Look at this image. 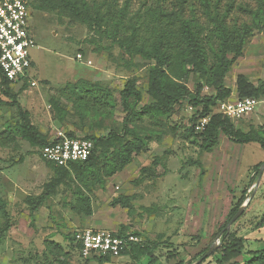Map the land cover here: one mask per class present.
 Here are the masks:
<instances>
[{"label":"rangeland","instance_id":"rangeland-1","mask_svg":"<svg viewBox=\"0 0 264 264\" xmlns=\"http://www.w3.org/2000/svg\"><path fill=\"white\" fill-rule=\"evenodd\" d=\"M33 1L34 5L42 2ZM72 1L80 9H86L90 21L84 20L83 14H74L63 0H48L45 9L30 4L31 31L36 39V46L31 49L33 65L27 76L9 85L32 124L50 139L60 130L97 137L111 131L122 132L127 113L122 108L120 91L131 78L136 80V87L142 93L136 107L140 109L152 101L148 94L149 73L156 62L136 52L130 54L127 48L129 43L135 48L146 44L150 31L144 30V23L150 20L151 11L161 14L164 10L166 21L175 27L180 23L176 13L209 24L208 11L213 15L226 14L227 24L240 26L252 22L253 11L261 2ZM207 33L209 30L204 31ZM243 53L225 78V84L233 90L229 97L232 100L237 98L238 74H246L255 84L264 81V29L254 30ZM184 82L193 93L198 83H205L194 72ZM86 83L110 90L115 105L111 114L96 109L81 113L77 109L75 97L71 95L73 86ZM203 86L202 95H216L213 86ZM3 89L0 76V198L6 205L5 212L0 210V264H47L48 261L60 264L54 253L61 250L54 246L51 252L49 241L70 253L69 264H97L96 260L83 258L75 249L70 239L72 234L84 228L117 232L123 225L129 232H139L144 244L154 246L158 259L134 260L129 255H120L113 257L109 264H178L179 261L195 264L212 245L218 244L217 250L221 247L231 209L244 188L249 187L247 201L256 187L259 175L254 167L264 161L260 144L235 143L237 148H233L230 137L222 135L212 151H205L199 133L190 132L195 121L192 118L202 108L184 98L175 104L171 114L143 115L128 124L150 137V150L110 177L105 189L92 190L93 215L77 213L71 208L76 201L73 191L77 184L69 178L67 182L54 184L53 166L43 159L37 145L21 135L22 119ZM220 102L212 106L210 117L217 114L226 117ZM263 116L264 98L259 99L252 113L230 120L236 128L248 131L258 127L260 124L255 122ZM236 150L241 151L239 178L238 160L233 157ZM155 157H161L164 166L153 168L162 175L136 185L133 181L140 169L151 164ZM120 195L133 196L132 208L112 204ZM263 211L264 173L255 195L231 226L245 236L243 255L232 262L249 258L250 250L264 247L257 239L253 241L257 234L251 230ZM260 234L264 238V230ZM217 250L202 264H221V252ZM173 252L175 258L168 259L167 255Z\"/></svg>","mask_w":264,"mask_h":264},{"label":"trees","instance_id":"trees-1","mask_svg":"<svg viewBox=\"0 0 264 264\" xmlns=\"http://www.w3.org/2000/svg\"><path fill=\"white\" fill-rule=\"evenodd\" d=\"M42 2L34 5V1L30 0V4L39 9L47 8L48 0H42ZM63 4L74 14H83L84 20H91L86 9H80L76 1L63 0ZM162 11L161 14L151 11L149 13L150 20H146L144 23L146 28L144 30L150 31L149 37L145 39L147 45L144 43L142 47L135 48L131 46V43L127 44L130 54L136 52L144 58L154 59L156 62L149 73L148 94L152 101L138 109L136 104L142 100V93L136 87V80L134 78L129 79L120 91L122 108L127 113L122 132L111 131L106 136L100 137L83 135L94 143L92 153L87 160L70 162L68 166H59L44 159L55 170L54 184L67 182L68 178L77 184L73 191L76 201L71 206L77 213L86 216L93 215L92 190L96 188L105 189L110 177L122 171L138 155L150 150V137L140 133L135 127H129L130 122L143 115L165 116L171 114L175 104L184 98H189L195 107H201L202 110L198 111L201 115L209 114L212 106L218 101L228 99L233 94V90L225 84L226 75L234 63L243 56L244 48L249 38L254 34V30L264 29V0H261L259 7L253 11L252 22L240 26L227 24L226 14L220 15L218 12L213 15L211 11H208L206 14L211 20L209 24L201 23L195 17L188 19L176 13L180 23L178 27H175L171 22L166 21L167 14L164 10ZM148 22L152 25H148ZM205 30H209V33L204 34ZM191 72L197 73L204 80V84L213 86L216 89V95H202L203 83H198L193 93L184 82ZM0 76L2 87H4L3 94L11 98V105L17 108L22 119L21 135L27 138L31 144L37 145L41 154L42 147L50 142V137H45L39 133L30 121L28 112L23 109L16 96L9 90V85L12 82L3 76L1 71ZM236 84L237 97L264 98V81L255 84L249 80L246 74L240 73L237 76ZM71 95L75 97L74 103L81 113L96 109L98 112L111 114L115 108L110 90H103L96 84H76L73 86ZM195 117L192 120H195ZM190 132L195 135L194 127L190 128ZM68 133L71 136H78L74 132ZM221 133L226 134L237 143L258 142L264 150V124L245 131L236 128L230 118L219 114L213 115L207 129L198 134L201 137V147L205 151H212L218 143ZM108 145L111 147L104 149ZM161 160V157H155L151 164L143 166L139 176L133 182L139 185L147 179L160 177L162 174L156 172L153 166H164ZM263 162L254 167L257 170V175H259V168ZM248 188L243 189L242 195L229 213L228 220L244 203ZM132 200V195H120L113 200L112 204L132 208ZM5 208V201L0 198V210L5 212ZM238 220L239 218L233 224ZM262 227H264V211L251 230L254 231ZM115 233L121 237L129 233L140 236L139 232H129L127 226L124 225ZM70 239L79 252L81 246L75 242V232ZM222 239L223 243L217 250L221 252V264L224 262L229 264H264V248L250 250L249 258L232 262V260L243 255L245 249V236L240 235L235 229H231L229 232L226 230L222 234ZM54 246L61 250L59 253H54L56 260L60 264H69L70 253L63 251L57 243L48 242L51 252H53ZM154 252V246L150 247L142 241L130 244L129 247L121 251V255H129L134 260L143 257L157 260ZM175 254L174 252L169 253L167 258L171 260L175 258ZM113 257L115 256L107 253L94 255L88 259L96 260L97 264H109ZM179 262L178 264H181L182 261ZM47 264L53 263L48 261Z\"/></svg>","mask_w":264,"mask_h":264},{"label":"built area","instance_id":"built-area-1","mask_svg":"<svg viewBox=\"0 0 264 264\" xmlns=\"http://www.w3.org/2000/svg\"><path fill=\"white\" fill-rule=\"evenodd\" d=\"M30 0H0V71L11 82H17L27 76L32 66L31 49L36 39L30 25ZM259 99L252 96L228 98L220 102L221 112L230 119L252 113ZM211 117L209 114L196 115L193 127L196 133H203ZM94 143L84 136H71L66 131H57L50 142L41 149L43 159L59 166H68L70 162L87 160ZM144 239L134 233L118 236L106 229L84 228L75 231V242L80 244L83 258L110 253L120 256L121 251L132 243Z\"/></svg>","mask_w":264,"mask_h":264},{"label":"water","instance_id":"water-1","mask_svg":"<svg viewBox=\"0 0 264 264\" xmlns=\"http://www.w3.org/2000/svg\"><path fill=\"white\" fill-rule=\"evenodd\" d=\"M264 173V162L262 163V165L260 166V170H259V176L257 179V183H256V187L252 193V195L248 198L247 201H245V203L238 209V211L233 215V217L230 219V221L228 222V224L226 225V230L227 232H229L231 230V226L233 225V223L242 215V213L245 211V208L248 206L249 202L251 201V199L253 198V196L255 195L256 191H257V187L259 186L262 176ZM218 244L216 245H212L208 251L199 259V261L195 264H200L204 259H206L207 257H209L214 251L217 250L218 248Z\"/></svg>","mask_w":264,"mask_h":264},{"label":"crops","instance_id":"crops-1","mask_svg":"<svg viewBox=\"0 0 264 264\" xmlns=\"http://www.w3.org/2000/svg\"><path fill=\"white\" fill-rule=\"evenodd\" d=\"M32 65H33V63H32ZM253 118V117H252ZM262 119L264 120V116L262 117V118H260V119H258V121L257 122H255V123H258V124H260V125H263V121H262ZM222 135H225L226 136V134H224V133H221L220 134V136H219V140H221V137H222ZM235 143H237V142H234L233 140H231L230 141V147H233V148H237V146H235ZM252 143V142H251ZM242 144V143H241ZM236 156H234L233 155V157L235 158V161H237L238 160V164H237V169H238V172H237V176H238V178H239V176H240V173H241V167H240V153H241V151H239V150H236ZM239 165V166H238ZM95 229H101V228H95ZM262 230H264V227H262V228H259V229H257V230H255V231H253L252 233H255V234H257V237H254V239H253V241H256V239H257V241L256 242H259L260 244H264V238L261 236V232H262ZM259 231V232H258ZM247 237V236H246ZM261 239H263V240H261ZM262 248H264L263 246L262 247H260L259 249H262ZM256 250H258V249H256Z\"/></svg>","mask_w":264,"mask_h":264}]
</instances>
